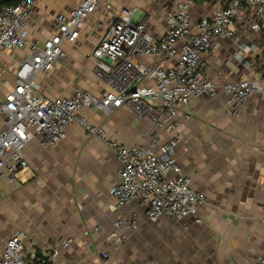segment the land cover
Wrapping results in <instances>:
<instances>
[{
    "label": "crops",
    "instance_id": "1",
    "mask_svg": "<svg viewBox=\"0 0 264 264\" xmlns=\"http://www.w3.org/2000/svg\"><path fill=\"white\" fill-rule=\"evenodd\" d=\"M79 2L40 0L29 21L30 38L45 42L56 35L58 15L69 14ZM106 3L118 9L138 7L148 31L161 37L175 0L156 7L147 0L133 5L128 0H105L87 19L76 43L63 44L65 57L39 76L45 98L71 96L78 90L101 95L109 90L94 74L91 56L112 23L104 11ZM225 5L221 0H198L191 13L195 19L213 16ZM253 19L250 12L235 19L237 37L223 40L206 56L205 74L218 84L258 80L261 89L254 90L237 117L229 114L223 91L215 98L195 99L177 116L181 123L175 133L181 140L178 163L192 179V186L208 199L199 209L202 223L197 224L194 217L150 222L136 201L124 207L121 215L136 214L139 228L127 232L124 240L108 242L115 220L110 190L119 181L122 164L105 143L71 124L67 137L55 148H45L40 137L31 141L26 148L29 168L23 178L0 186L1 201L6 199L7 216L13 217L11 225L16 231L33 235L39 253L55 240L73 238V244L53 264H258L264 253V79L259 78L264 68V26L259 32L245 31ZM243 46L254 48L240 61L236 53ZM27 53L28 49L4 52L2 67L7 78ZM186 113L191 115L187 120ZM83 114L124 145H148L155 131L149 119L137 117L126 107L110 114L97 109ZM161 138L168 137L163 134Z\"/></svg>",
    "mask_w": 264,
    "mask_h": 264
},
{
    "label": "built area",
    "instance_id": "2",
    "mask_svg": "<svg viewBox=\"0 0 264 264\" xmlns=\"http://www.w3.org/2000/svg\"><path fill=\"white\" fill-rule=\"evenodd\" d=\"M39 1L19 0L0 8V177L6 173L9 182L21 180L29 168L28 144L40 137L45 148H55L67 137L68 127L77 124L105 143L122 164L119 181L110 190L115 199L110 205L115 220L113 231L106 237L108 242L124 240L127 232L139 228L136 214L121 215L124 207L136 201L150 222H181L194 217L197 224L202 223L199 209L208 204V199L192 186V179L178 163L176 153L181 140L175 133L181 123L177 116L195 99L215 98L223 91L229 114L237 117L254 90L261 89L258 80L218 84L205 72L206 56L223 40L237 37L235 19L240 14L254 15L245 31L262 30L264 0H221L226 3L224 7L200 19L191 13L198 0H175L161 37L148 31L138 7L118 9L106 3L104 11L112 23L91 56L94 74L109 90L101 95L78 90L71 96L53 99L43 96L39 76L50 72L54 63L65 57L63 44L76 43L87 19L105 0H79L69 14L58 15V33L45 42L32 40L29 35V21ZM253 48L241 47L236 58L243 61L244 54ZM23 49H28L26 57L11 72L12 80L5 79L4 52ZM147 58L159 62L146 63ZM121 107L154 125L148 145H124L83 114L91 109L110 114ZM184 117L187 120L191 115L186 113ZM163 134L168 137L165 141L161 140ZM73 242V238L58 239L39 253L36 238L18 230L0 249V264H53ZM258 264H264V253Z\"/></svg>",
    "mask_w": 264,
    "mask_h": 264
},
{
    "label": "rangeland",
    "instance_id": "3",
    "mask_svg": "<svg viewBox=\"0 0 264 264\" xmlns=\"http://www.w3.org/2000/svg\"><path fill=\"white\" fill-rule=\"evenodd\" d=\"M128 1H129V3H127V4L133 5L135 1H143V0H128ZM171 1H173V0H156V1L154 0L152 2L150 0H147L148 4H153L155 7L158 4L165 3V2H171ZM261 71H262V75H261L262 77H259L260 80L264 79V68H262ZM8 77L9 78H7L5 76V79H8L11 81L12 80L11 79V73H8ZM7 180H8L7 174L5 173L0 177V186H4V183H6ZM0 202H2V203H0V243L2 244L5 239L9 238V236H11L14 232H16V228L11 225L13 217L9 216L10 217L9 218L7 216V207H6L7 201H6V199L3 198V201H1V198H0ZM19 213H20V217H21L22 216V207H20Z\"/></svg>",
    "mask_w": 264,
    "mask_h": 264
},
{
    "label": "trees",
    "instance_id": "4",
    "mask_svg": "<svg viewBox=\"0 0 264 264\" xmlns=\"http://www.w3.org/2000/svg\"><path fill=\"white\" fill-rule=\"evenodd\" d=\"M19 0H4L0 3V8L5 5L17 4Z\"/></svg>",
    "mask_w": 264,
    "mask_h": 264
}]
</instances>
